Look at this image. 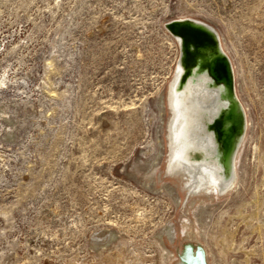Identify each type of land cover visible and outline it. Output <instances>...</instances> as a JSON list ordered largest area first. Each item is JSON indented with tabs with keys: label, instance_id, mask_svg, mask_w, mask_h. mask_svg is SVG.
Masks as SVG:
<instances>
[{
	"label": "rangeland",
	"instance_id": "obj_1",
	"mask_svg": "<svg viewBox=\"0 0 264 264\" xmlns=\"http://www.w3.org/2000/svg\"><path fill=\"white\" fill-rule=\"evenodd\" d=\"M186 20L217 31L244 112L235 182L202 203L170 174ZM186 260L264 264V0H0V264Z\"/></svg>",
	"mask_w": 264,
	"mask_h": 264
},
{
	"label": "bare ground",
	"instance_id": "obj_2",
	"mask_svg": "<svg viewBox=\"0 0 264 264\" xmlns=\"http://www.w3.org/2000/svg\"><path fill=\"white\" fill-rule=\"evenodd\" d=\"M176 23L171 31L179 41L182 55L171 88L170 174L181 181V189H188L192 201L202 203L204 197H210L212 192L218 194V189L227 190L235 182L233 163L235 169L244 112L233 87V70L220 51L217 31L203 21ZM157 167L152 166L150 172L155 173ZM188 225L189 220L184 230ZM113 237V233L96 235L93 246L110 245ZM159 238L164 245L166 238L175 244V226L168 225ZM198 256L202 258V253L198 252ZM186 257L189 260L190 253Z\"/></svg>",
	"mask_w": 264,
	"mask_h": 264
},
{
	"label": "water",
	"instance_id": "obj_3",
	"mask_svg": "<svg viewBox=\"0 0 264 264\" xmlns=\"http://www.w3.org/2000/svg\"><path fill=\"white\" fill-rule=\"evenodd\" d=\"M173 25H178V24H177L176 22H174V23H172V24H169L168 27L171 29V27H172ZM225 65L228 67V64H225ZM226 66H225V67H226Z\"/></svg>",
	"mask_w": 264,
	"mask_h": 264
}]
</instances>
